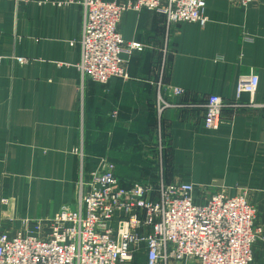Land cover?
Segmentation results:
<instances>
[{"label": "crops", "instance_id": "obj_1", "mask_svg": "<svg viewBox=\"0 0 264 264\" xmlns=\"http://www.w3.org/2000/svg\"><path fill=\"white\" fill-rule=\"evenodd\" d=\"M38 1L0 0V228L13 233L27 220L46 227L63 209H76L79 180L108 160L125 187L163 170L167 183L195 184L198 201L246 190L264 231V0L247 7L206 0L207 24L172 26L170 36L164 15L125 11L122 38L146 48L123 54L130 80L107 85L77 69L83 6ZM252 71L257 93L236 100L239 79ZM158 81L185 90L162 91L171 106L161 117ZM209 95L226 103L216 130L204 127ZM157 128L165 151L162 168L153 169L146 144ZM254 254L264 264L263 243ZM142 259L146 264L144 249Z\"/></svg>", "mask_w": 264, "mask_h": 264}, {"label": "built area", "instance_id": "obj_2", "mask_svg": "<svg viewBox=\"0 0 264 264\" xmlns=\"http://www.w3.org/2000/svg\"><path fill=\"white\" fill-rule=\"evenodd\" d=\"M31 2L32 0H10ZM254 0H239L249 6ZM39 5H81L85 11L77 69L82 77L107 85L112 78L131 79L123 54L143 52L145 45L126 42L120 33L122 14L133 9L158 12L172 26L208 22L206 0H136L118 4L103 0H40ZM260 78L252 71L239 79L235 97L252 98ZM159 117L171 104L163 90L184 96L182 88L157 83ZM225 101L209 95L204 105V127L219 128ZM117 112L113 113L115 117ZM162 168V157H161ZM76 209H63L44 226L41 220L9 233L0 228V264H135L145 253L146 264H255L254 246L264 244L257 227V209L246 190L230 197L225 192L197 199L193 183H167L163 170L156 182L122 185L116 165L103 160L89 179L79 180ZM6 202V201H4ZM33 229V230H30Z\"/></svg>", "mask_w": 264, "mask_h": 264}, {"label": "rangeland", "instance_id": "obj_3", "mask_svg": "<svg viewBox=\"0 0 264 264\" xmlns=\"http://www.w3.org/2000/svg\"><path fill=\"white\" fill-rule=\"evenodd\" d=\"M154 138H155V142L153 144H146V150H148V154H150L152 157L154 156V158H152L151 160H149V165L155 169V168H160L161 167V157L164 156L163 152L165 151V145L164 142L160 140L159 138V130L157 128V130L154 132ZM154 141V140H153ZM159 146H162L163 148L159 149ZM162 153V154H161ZM156 157V159H155ZM159 178L158 173L153 172L152 175H148V176H143L139 175L137 178H135L134 181H153L156 182L157 179ZM135 264H144L143 263V259L138 261H135Z\"/></svg>", "mask_w": 264, "mask_h": 264}, {"label": "trees", "instance_id": "obj_4", "mask_svg": "<svg viewBox=\"0 0 264 264\" xmlns=\"http://www.w3.org/2000/svg\"><path fill=\"white\" fill-rule=\"evenodd\" d=\"M155 169H157V168H155ZM118 176V175H117ZM119 177V176H118ZM119 179L121 180V183H122V185H123V182L125 181V180H123V178H121V177H119ZM158 180V179H157ZM127 181V180H126ZM153 182V181H152ZM124 186V185H123Z\"/></svg>", "mask_w": 264, "mask_h": 264}]
</instances>
